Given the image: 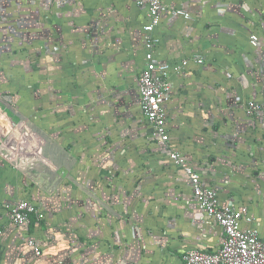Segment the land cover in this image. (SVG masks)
Here are the masks:
<instances>
[{"label":"crops","instance_id":"0c3cea01","mask_svg":"<svg viewBox=\"0 0 264 264\" xmlns=\"http://www.w3.org/2000/svg\"><path fill=\"white\" fill-rule=\"evenodd\" d=\"M140 1L0 0V55L13 50L12 54L8 53L10 58L23 57L35 49L34 54L39 59L37 69H32L31 63L12 62L11 65L22 67L26 73H36L35 84L41 86L45 71L56 76L60 73L69 75L57 77L58 82L64 78L62 88L50 89L44 99L36 96L35 121L39 125L43 126L46 118L48 121L57 120L55 107L60 102L53 101L56 92L59 98L64 91L65 103L75 105L79 108L77 110L81 105H88L91 113H87L86 108L82 114L67 111L60 115L64 118L61 127L82 121L91 124L92 116H98L96 118L107 125H114L109 123L113 122V119H108L110 110L116 126L125 128L123 135L120 132L121 143L124 144L122 155L126 148L140 152H151L155 147L167 150L152 137L148 124V128H144L145 117L140 109L139 79L148 53L144 32L148 23V7L139 4ZM166 7L155 32L159 42L153 53L158 63L170 65L169 81L173 91L171 103L167 105L169 145L186 156L201 174L203 184L216 190L221 201L233 199L248 207L251 222H244V227L256 229L264 241V0H167ZM175 10L189 13L190 19L175 16ZM254 37L257 38L256 43L253 42ZM18 43H22L24 48L18 49ZM195 57H200V60L193 62ZM184 61H189V65L183 66ZM8 67L12 68L6 64L2 69L0 90L10 104L14 102L13 94L20 92L15 89L16 81L22 83L21 90L27 84L23 76L19 79L8 77ZM177 67H181V72L175 70ZM84 86L85 97L88 98L85 103L77 101L74 94L76 88ZM66 90L69 94L65 93ZM48 99L51 111L47 109ZM19 102L16 98L14 105L18 106ZM249 102L257 103L261 107L260 112L249 115L246 109ZM3 107L11 120L4 121L8 126L0 122V226L4 230L0 264H44L42 259L49 264L59 259L64 247L75 239L69 232L66 217L72 216L70 213L77 215L76 211H79L78 206L75 210L70 205V200L80 201L65 183L67 174L64 172L59 174L58 169L54 171L53 168L52 174L59 177L58 185L46 190L40 185L46 175L38 169L41 167L38 161L20 158L19 152H13L16 155L8 153L9 144L13 140L19 142V136L22 141L24 136L14 128L19 118H14L15 114L11 108L7 109L8 105ZM105 130L107 137L109 129L106 127ZM5 134L10 138L4 140ZM95 146L83 145L81 148L97 150ZM64 164L73 167L69 163ZM170 165L171 168L163 171L166 174L163 184L170 188L176 202L167 207L169 213L162 212L158 226L155 216L161 210L150 205L149 201L147 203L153 207L146 205L141 214L146 217L141 221L144 230H148L147 225L157 227L155 232L164 233L168 243L163 251L158 252L157 242L151 240L153 247L148 251V257L130 264H184L183 254L188 249L211 253L221 246L222 229L199 209L185 171ZM147 166L145 172L148 177H153V169L155 172L163 170L160 166ZM120 170L119 167L115 173H119L121 179ZM134 170H139V166ZM144 179L139 176L132 178L131 182L139 192L143 189ZM119 183L116 194L123 191V181ZM103 186L99 183L93 187L94 192L100 191L101 196L107 199L109 194L103 190L108 192L109 188ZM86 193L92 196V186ZM151 193L156 196L154 186ZM23 200L40 207L45 219L38 221L36 218L35 224L30 221L24 227L13 225L9 219L10 208ZM82 203L85 207V201ZM105 203L106 219L114 214L117 223L103 224L106 240L102 244L111 245L115 259L112 264H123V260H116L124 232L121 224L124 221L120 218L123 208L117 203ZM118 207L121 210L118 211ZM112 211L114 213L110 216L108 213ZM132 221V218L126 221L128 232L136 228V235H141L142 227H133ZM30 239L35 240L43 251L42 258L37 257L29 246ZM100 247L103 248L102 245ZM152 254H158L159 258H153Z\"/></svg>","mask_w":264,"mask_h":264},{"label":"rangeland","instance_id":"374dc122","mask_svg":"<svg viewBox=\"0 0 264 264\" xmlns=\"http://www.w3.org/2000/svg\"><path fill=\"white\" fill-rule=\"evenodd\" d=\"M32 43L34 44V42ZM17 46L18 49L22 47L24 48V45L22 43H18ZM12 51L11 53L8 50L5 53L1 52L0 79L3 78L2 69L6 64H9L12 68H7V71L9 72L7 73V76L12 79H19L23 76L24 80L26 79L25 83L27 85L24 86L21 90L20 85L22 83L19 84V82L16 81L15 86L17 87H15V89H19L20 92L18 91L19 94H17V92L13 94L14 102L9 101L11 105L3 95L4 92H1L0 90V122L4 124V121H6V119L11 120V116L3 107V105H8L9 108L7 107V109L11 108L13 115L15 114L14 118H19V122L16 121V127H14L15 130L18 129V132L21 133L22 136H24L23 138H21L24 142L20 140L21 136H19L17 137V141L19 142H15L13 140L9 144L10 150H8V153L11 154L10 152H14L17 154L19 152L20 158H29L31 161L33 160V162L38 161L41 165V167H39L38 169H42V172L46 175L43 177L40 185L46 188V190L55 188V186L58 185L56 184V182L58 181L59 177L56 174H52L53 168L54 171L56 170L55 168H57L59 174L60 172H64V174H67V180L65 183H68L69 189L73 190L72 194L76 199L80 201L78 203H75L72 201V199L70 200V205L74 207L75 210H77L76 206H78L79 211H76L78 212L77 215L75 213H70L72 216H70L69 218L68 216L66 217V220L69 222V232H72L74 234L75 239L72 241L69 240V242L71 241L69 246L64 247L62 251L63 254L60 255L59 259H55L54 262H51L49 264H112L115 259L113 252H111L110 250L111 245L109 246L107 244H102V242L106 240V235L105 233H103L102 228L103 224L108 225V223L111 221L114 223L116 222L114 219L115 215L113 214L114 211L108 213L110 216L111 214H113V217L106 219L107 217L104 212L105 205H107L105 203L106 201H109L110 204L113 205H115V203H117L118 205H122L123 208V213L120 218H122L124 221L123 223H121L124 227V232L123 236L121 237L122 246L118 249L119 251L116 252L117 256H119L116 257V260L118 259V262L123 260V264H130L134 263L138 259L142 260L143 258H147L149 254L148 251H151V248L153 247L150 242L151 240L157 242L156 249L158 252L163 251L164 247L168 243L165 240L167 236L164 233H156L154 229H157V227L152 228L151 226L147 225L148 230L146 228L144 230V225L141 221L146 219V217L141 214L142 211H144V209L146 208V205L149 206V203L150 205L157 207V210L160 209L161 212L157 213L155 216V224L158 226L157 222L162 219V212L169 213V209L167 210V207L176 202V199L171 196V193L169 192L170 188L163 184V181L166 180V174L164 175L163 171L168 167L171 168L170 164H172L168 159L169 151L166 149L165 151H163L164 149L160 147H155L154 150H151V152H140L134 150L133 148H126V152L122 155L121 149H124V144L121 143L120 137H122V135L125 133V128L121 129L120 127L116 126L117 123L114 122L115 117L110 115V113L112 112L110 110L108 112V119H113V122L109 120V123L114 125H107L104 121L98 120V116H96L97 118L95 116H92L93 120H91V124L87 125L88 121H82L75 122V124L72 123L70 127H68V123L65 124L66 127H61V125H63L62 119L64 118L60 117V115L65 114V112L67 113V111H77L79 114H82L83 110L86 108V112L89 114L91 113L90 107L88 105H81L79 106L81 107L80 110H77L78 107L76 108L75 105H68L67 103H65L63 100L64 91L62 92V94H59L62 95L59 98H57L56 92V98L53 101L56 102L57 100H59L60 102V105L55 107V109L57 110V112H55V118H57V120L54 118V121H48V118H46L47 120L45 121V123H43V126L41 124L39 125L37 121H35L36 96H42L44 99L46 97V92L50 89L52 90L53 88H55L57 90V87L62 88L65 85L62 81L64 80V78H62L60 82H58L57 77L59 78L60 76L61 78V76L67 77L69 75H66V73H60L59 76H56L51 72L45 71L43 74V86H41L40 84H35L36 73H26L22 67L19 69L11 65L12 62H20L21 64L31 63V66H33L32 69H37L39 67V65H37V62L39 64V59H37L34 54L35 49L32 50V54L27 53V56H14L13 58H10V54L13 53ZM77 76L79 78V75ZM81 82H84L83 79L81 80ZM74 89L75 88L73 87L72 92L74 91ZM85 91V86L80 87L79 89L76 88L74 94H76L77 98H74H76L77 101L82 100L85 103L86 99H88L87 97H85ZM65 93L69 94L67 90L65 91ZM52 95L55 94L53 93ZM16 98L18 99V101H20V104L18 106L14 105L16 102ZM48 103L49 106H47V109H49L48 107H50L51 103L49 99ZM96 108L100 109L101 107L96 106ZM102 109H105V106ZM48 111H51V108ZM78 119L81 120L83 118ZM145 120L146 119H144V128H148V123ZM9 122L11 123V121ZM98 124H100V127L97 126ZM5 126H8V124ZM106 127L109 129V135L107 137L105 130ZM5 130H7L6 127ZM120 132H123L122 135ZM5 135L6 136L4 137V140L10 138L8 134ZM26 142H30L33 148L29 143ZM25 143L27 145H25ZM66 144L75 148L71 149ZM83 145H90L92 147L96 145L95 147H97V150L82 149L81 147ZM116 146H119L121 148L117 149L115 148ZM80 157L82 159H80ZM114 157H117L116 160L113 159ZM52 162L56 165H54ZM64 162L69 163L73 167H69L67 164H64ZM147 165H153L152 167L160 166L163 167V170L162 172L160 170L155 172V170L153 169V177H148V174L145 172L146 167H148ZM136 166H139V170L135 171L134 167ZM119 167L121 169L120 173L123 175L121 179L119 178V173L118 175L115 173L117 169H119ZM69 176L71 177L69 178ZM138 176L141 179L145 178L143 181V189L140 192L138 191V188L136 190L131 182L133 177L136 178ZM118 181H123V191H118V194H116V188L120 185ZM152 182L153 184H151ZM99 183L104 185L103 187L109 188L108 192H105V190H103L104 193L109 194L107 197L108 200L101 196L100 191L95 194L93 187L98 186ZM89 186H92L93 191L91 197L90 194L88 195L86 193ZM152 186L155 187L156 196H152ZM111 187H113V190H111ZM82 200L85 201V207H83ZM90 201L92 202L90 203ZM147 201H149V203H147ZM151 201L153 202L152 204ZM119 209L120 208L118 207V211ZM83 210H86L87 212L85 213L83 212ZM85 214H88V217L90 218L86 217ZM129 218H132L134 220L132 221L133 227L137 225L142 227L143 231L141 235H136V228H134L132 232H128L129 229L128 226L126 227V221L129 220ZM147 223L148 222H146V224ZM144 231L146 233H144ZM100 243L103 248L100 247ZM150 256H152L153 258H159L158 254H152ZM161 257L164 258L163 256ZM42 262L44 264L48 263L43 259Z\"/></svg>","mask_w":264,"mask_h":264},{"label":"built area","instance_id":"2783aa9c","mask_svg":"<svg viewBox=\"0 0 264 264\" xmlns=\"http://www.w3.org/2000/svg\"><path fill=\"white\" fill-rule=\"evenodd\" d=\"M166 1L141 0L139 3L148 7V23L144 26L148 53L146 66L139 79L140 109L149 125L152 137L167 147L169 162L185 171L199 209L219 225L224 233L221 246L211 253L195 248L187 250L183 254L184 264H264V241L256 229L244 227V222H251L248 207L236 203L233 199L227 202L221 201L216 190L207 188L203 184L201 174L186 156L169 145L171 135L167 125V105L171 103L173 91L169 81L170 65L158 63L153 53V48L159 42L155 32L167 10ZM173 14L187 19L191 17L183 10H175ZM256 39L254 37V43ZM192 60L197 62L200 57ZM188 65L189 61H184L183 66ZM180 68L177 67L175 70L181 72ZM246 109L249 115H254L260 112L261 107L255 102H249ZM32 215H35L38 221L45 219L40 207L31 201L23 200L10 208L9 219L13 225L24 227L30 223ZM3 238L4 230L0 226V245ZM28 244L37 257L43 255L35 240L30 239Z\"/></svg>","mask_w":264,"mask_h":264},{"label":"trees","instance_id":"16d2710c","mask_svg":"<svg viewBox=\"0 0 264 264\" xmlns=\"http://www.w3.org/2000/svg\"><path fill=\"white\" fill-rule=\"evenodd\" d=\"M30 219H31V224H32V225L36 223V216H35V215H32V216L30 217Z\"/></svg>","mask_w":264,"mask_h":264}]
</instances>
